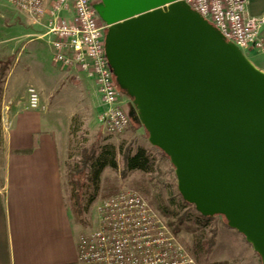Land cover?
<instances>
[{"label": "water", "instance_id": "water-1", "mask_svg": "<svg viewBox=\"0 0 264 264\" xmlns=\"http://www.w3.org/2000/svg\"><path fill=\"white\" fill-rule=\"evenodd\" d=\"M129 116L204 217L224 216L264 264V71L183 0H97Z\"/></svg>", "mask_w": 264, "mask_h": 264}, {"label": "built area", "instance_id": "built-area-1", "mask_svg": "<svg viewBox=\"0 0 264 264\" xmlns=\"http://www.w3.org/2000/svg\"><path fill=\"white\" fill-rule=\"evenodd\" d=\"M36 22L46 19L53 60L92 80L100 96V122L112 135L124 132L131 120L105 50L108 25L100 18L97 0H7ZM244 53H264V14L250 16L249 0H183ZM72 13V17H68ZM28 107L38 110L41 96L30 86ZM4 128L8 127L2 116ZM97 226L81 234L77 260L70 264H197L167 223L138 190L125 189L102 199Z\"/></svg>", "mask_w": 264, "mask_h": 264}, {"label": "rangeland", "instance_id": "rangeland-1", "mask_svg": "<svg viewBox=\"0 0 264 264\" xmlns=\"http://www.w3.org/2000/svg\"><path fill=\"white\" fill-rule=\"evenodd\" d=\"M46 32L47 22L45 18L36 22L26 14L20 13L7 0H0V59L12 56L14 57V65L20 50H27L20 64L22 68L25 67V83L22 87L19 86L15 89L14 95L21 97L28 83L34 85L37 89L41 87V90L38 89L39 93H41V96L44 94L48 98V106L44 105L45 109H42L41 102L39 112H44L50 116L54 127L62 128L66 124L67 119H71V125L73 117L76 116L80 127L76 138L79 147L99 148L106 144H114L119 150L118 170L111 168L105 170L102 176L101 195L83 215L85 224L76 223L80 228V233L90 232L96 228V208L98 203L115 191L134 189L142 193L146 188L150 190V195L145 193L143 195L155 209L158 210V203H156L157 201L155 202V198L159 201L163 199L167 201L165 202L166 204H169L170 192L173 193V196L178 194L175 168L170 158L162 150L150 144L148 133L141 123L131 122L129 127L120 134L112 135L107 132L105 126L99 120L104 108L97 95V88L94 82L84 74H81L82 79L77 80L74 70L65 69L60 64L54 63L53 50L48 43L49 38L43 37ZM34 50L37 52L33 53ZM245 54L257 68L264 71V54L256 49L252 51L246 50ZM123 99L124 104L126 99H128L129 103L131 102L126 95H124ZM126 110L130 114L129 105H127ZM9 113L2 103L1 114L6 121H8L7 115ZM2 127L4 129L3 121ZM139 147L146 148L154 160V171L152 174H145L137 170L129 171L126 168V155L128 153L134 154ZM77 158L79 157L76 154L73 161ZM68 161L69 158L67 156L64 165V178L66 201L70 207L66 167ZM186 210L185 212H189V214H195L192 207ZM72 217L75 221L73 215ZM164 217L167 223L170 224L171 219L167 216ZM196 219L193 218L191 222H184L180 227L181 230L177 237L184 246L188 248L195 233L202 231L214 240L213 248L208 256L209 261H227L228 264H262L260 256L255 252L252 245L247 242L240 232L228 225L224 216L217 215L212 217L207 226L203 228L198 227L199 225L195 223ZM174 222L176 223V220Z\"/></svg>", "mask_w": 264, "mask_h": 264}, {"label": "crops", "instance_id": "crops-1", "mask_svg": "<svg viewBox=\"0 0 264 264\" xmlns=\"http://www.w3.org/2000/svg\"><path fill=\"white\" fill-rule=\"evenodd\" d=\"M247 13L263 15L264 0H249ZM43 37L49 38L50 44L52 37L47 32ZM26 52L20 50L3 95L10 113L0 154V264H70L77 260L81 236L67 205L64 178L71 119L62 128L54 127L50 116L30 109L26 93L34 86L30 83L21 97L14 95L25 83V67L20 64ZM71 70L77 80L82 79L84 73ZM41 102L45 109L48 98L44 94ZM127 105L128 99L125 110Z\"/></svg>", "mask_w": 264, "mask_h": 264}, {"label": "trees", "instance_id": "trees-1", "mask_svg": "<svg viewBox=\"0 0 264 264\" xmlns=\"http://www.w3.org/2000/svg\"><path fill=\"white\" fill-rule=\"evenodd\" d=\"M14 57L8 56L0 59V154L3 150V127H2V114L1 106L3 103L4 88L9 72L12 68ZM125 95H127L125 93ZM131 122L139 123L140 121L129 116ZM69 130V161L66 163L68 186H69V201L70 212L74 216L75 223L84 225V214L90 209L91 205L99 198L102 192V176L107 168L118 170V156L119 150L114 144H106L99 148H86L79 147L76 142L77 134L80 129L77 123V117H73ZM77 154L79 158L73 161L74 156ZM164 153V152H163ZM165 154V153H164ZM126 168L129 171H141L145 174H152L154 171V160L149 155L144 147H139L134 154H127ZM116 192V191H115ZM113 193H110L111 196ZM150 195V190L144 189L142 194ZM107 196V197H109ZM169 204H166L163 199L160 201L155 198L158 203V210L171 219L170 226L173 232L178 235L180 227L184 222L192 221L199 225L198 227H206L212 217L202 216L195 208L194 205L185 201L178 191L177 196H173L170 192ZM192 207L195 214H189L186 209ZM195 215V217H194ZM176 220V223L174 222ZM214 245V240L206 235L205 232L199 231L195 233L191 245L188 247L189 252L195 258L197 264H228L227 261L211 262L208 259L209 254Z\"/></svg>", "mask_w": 264, "mask_h": 264}]
</instances>
